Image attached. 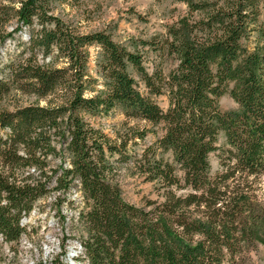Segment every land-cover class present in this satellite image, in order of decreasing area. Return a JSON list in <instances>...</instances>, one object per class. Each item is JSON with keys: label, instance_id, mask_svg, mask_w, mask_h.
I'll list each match as a JSON object with an SVG mask.
<instances>
[{"label": "trees", "instance_id": "1", "mask_svg": "<svg viewBox=\"0 0 264 264\" xmlns=\"http://www.w3.org/2000/svg\"><path fill=\"white\" fill-rule=\"evenodd\" d=\"M177 1L187 11L164 40L124 45L64 23L51 13L56 0H0V48L31 28L26 54L0 70V101L12 90L35 97L0 110L3 240L19 239L22 215L51 184L63 192L74 187L81 198L76 219L89 264H238L258 240L253 185L264 171V0ZM91 45L101 50L96 91L87 69ZM148 50L173 55L175 67L148 71ZM164 92L165 111L152 98ZM225 93L235 110L220 109ZM48 97L57 101L37 102ZM117 107L150 127H126L112 140L83 116ZM157 125L163 133L128 156V143L145 142ZM221 133L228 149L211 174L209 154L219 149ZM54 156L68 166L52 168ZM129 159L134 174L153 182L156 199H124L117 164ZM61 194L58 204L66 199Z\"/></svg>", "mask_w": 264, "mask_h": 264}, {"label": "rangeland", "instance_id": "2", "mask_svg": "<svg viewBox=\"0 0 264 264\" xmlns=\"http://www.w3.org/2000/svg\"><path fill=\"white\" fill-rule=\"evenodd\" d=\"M186 11V4L177 0H56L51 6V13L64 23L78 28L83 33L103 31L114 41L124 45L139 39L164 40L168 26L185 15ZM13 27L15 23L8 25L9 30ZM33 29H38V26H33ZM30 33L31 28L23 26L15 33L14 39L6 40L0 48V70L10 61H17L20 56L23 57L26 54L24 51L28 46L27 40ZM88 52V74L93 79L91 87L96 91L102 87V79L98 72L101 50L98 46L91 45ZM146 57L145 65L148 71L156 65L164 74H167L176 65L175 57L166 53L161 55L157 51L148 50ZM38 59L41 62L40 54ZM134 76L138 79L136 74ZM138 86L143 94L147 93L146 87L139 79ZM94 91L89 89L86 94L91 95ZM152 98L163 111L167 109L169 105L167 92ZM49 99L51 98L38 99L37 102L40 105H46ZM56 99L57 97H53L51 101L56 102ZM30 102H35L34 96L12 90L0 101V110L12 109L15 105ZM218 104L222 111L237 108L228 93L219 98ZM83 116L90 126L99 129L112 140L117 139V133H122L126 127L142 128L145 124L143 121L126 118L119 107L112 109L106 115L84 114ZM145 125L146 128L150 127L148 124ZM162 133V126H155L154 132L146 135L145 142L135 139L136 144L128 143L127 155L134 157V154L140 153L145 145L154 141ZM217 146L219 149L209 154L211 174L221 170L220 160L226 156L225 150L228 149L222 133L218 136ZM117 157L118 155L115 154L110 160L115 161ZM132 161L129 159L117 164L120 167L116 177L124 199L137 205L144 199H156V187L153 182L145 181L142 176L134 174L131 169ZM61 163L64 167L68 166V159H61L60 156L51 157L52 168L57 169ZM57 171L60 173V170ZM53 185H50L44 197L35 201L30 212L25 215L23 225L26 229L18 240L8 242L0 236V264H31L32 262L59 264L62 259L58 257L64 254L59 246L61 247L65 241L68 248L72 239L81 240L82 233L78 231L76 219L81 198L74 187L63 192L52 188ZM253 188H255V211L260 218L259 238L244 248L242 256H239L237 261L238 264H264V171L256 177ZM61 193H64L66 199L58 204L56 197Z\"/></svg>", "mask_w": 264, "mask_h": 264}, {"label": "built area", "instance_id": "3", "mask_svg": "<svg viewBox=\"0 0 264 264\" xmlns=\"http://www.w3.org/2000/svg\"><path fill=\"white\" fill-rule=\"evenodd\" d=\"M25 218H26V216L24 214V215H22V217L20 219V224L24 228H25V226L23 225V223L25 221ZM0 236L3 237L1 234H0ZM59 248L61 249V252L64 253V254H61L60 257H58V258L62 259L60 261L58 260L59 264H60V262H62V264H89L88 259L85 256L84 248H83L81 240H77V239L73 240L72 239L69 242L68 248L66 247V244L64 241L62 243L61 247L59 246ZM55 258H57V257H55ZM31 264H35V263L32 262Z\"/></svg>", "mask_w": 264, "mask_h": 264}]
</instances>
